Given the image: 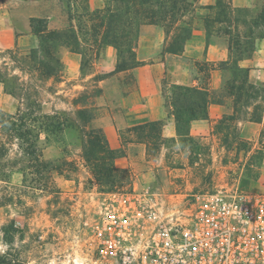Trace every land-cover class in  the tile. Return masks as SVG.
<instances>
[{
  "label": "rangeland",
  "instance_id": "1",
  "mask_svg": "<svg viewBox=\"0 0 264 264\" xmlns=\"http://www.w3.org/2000/svg\"><path fill=\"white\" fill-rule=\"evenodd\" d=\"M37 1L35 7L22 8V0H0V77L5 80L16 111L23 108L22 91L18 87L22 83L34 87L41 81L22 72V56L28 55L32 48L25 37L16 39L12 45L13 34L17 37L32 33L27 30L31 17L44 18L49 29L76 28L78 23L70 19L69 11L74 6L77 10L95 8L93 0H76L74 5L71 0ZM255 3L251 13L264 6V0ZM56 22H60L59 28L55 27ZM222 37L210 39L222 40ZM6 45L10 47L2 48ZM108 46L99 48L94 59L88 55L82 68L80 54L59 46L60 71L55 79L44 82L52 94L41 98L42 110L54 109L60 115L74 118L78 108L86 107L93 114L89 126L99 128L95 124L102 117L115 123L114 118L127 109L124 102L138 101L136 92L140 93V89L132 73L113 80L107 96L98 87V79L116 71V68L109 71L103 62L112 54ZM7 48H14L11 55L4 53ZM69 52L77 54L76 57H69ZM228 76L225 74V78ZM162 81L167 83L165 76ZM130 127L118 129V139L128 137ZM261 131L255 139L247 138L244 131L241 133L239 138L249 142L247 150L236 147L239 139L231 137L228 140L234 146L226 149L218 133L209 141L194 137L191 143L184 138L167 141L165 146L150 152H145L141 144L127 145L128 156L117 165L131 171L130 185L111 192L100 189L86 166L82 156L85 137L80 128H65L60 140L54 143H45L41 138L44 158L54 161L59 168L52 173V188L46 191L24 187L20 171H13L9 177L0 172V246H7L0 254V264H73V259L77 264H93L97 257L94 244L98 240V227L141 224L147 221L151 211L161 217L162 213L186 211L195 193L232 185L263 190L264 168L258 157L264 141ZM19 152L13 144L7 156L18 157ZM7 156L0 162L6 161ZM258 180L254 185L253 181Z\"/></svg>",
  "mask_w": 264,
  "mask_h": 264
},
{
  "label": "trees",
  "instance_id": "2",
  "mask_svg": "<svg viewBox=\"0 0 264 264\" xmlns=\"http://www.w3.org/2000/svg\"><path fill=\"white\" fill-rule=\"evenodd\" d=\"M197 1L105 0L100 8L81 7L77 10L74 6L69 17L78 24L76 28L70 26L65 30L49 29L44 18L31 17V32L39 41L28 55L22 56V72L30 77L36 76L41 83L34 87L22 83L18 87L22 91V109L15 113L0 110V159L8 155L13 144L20 151L18 157L7 156L6 161L0 162V172L9 177L13 171H20L24 187L49 190L53 187L52 173L59 168L54 161L44 158V146L39 141L43 138L48 144L57 142L65 128L77 126L85 137L83 159L100 189L104 192L126 189L130 185L131 171L119 167L116 161L128 156L127 145L141 144L145 152H150L167 141L177 142L180 138L191 143L190 124L193 120L208 118V104L212 100L225 103L232 109L214 126V131L221 134L225 148H233V143L228 140L231 137L239 139L236 147L247 150L249 142L239 138L243 133L239 121L248 115L250 120L262 122L264 87L249 81L248 69L239 66L238 60L250 56L255 39L264 37V6L251 13L246 7H232L230 0H216L214 4L203 7ZM71 2L73 5L77 3L76 0ZM200 8L206 10L202 18L206 39L223 36L226 41L229 59L217 63V67L229 76L224 79L221 90L211 95L207 80L214 66L203 62L197 67L203 74L205 86L170 85L165 101L173 117L178 140L164 138L161 135L163 120H155L131 126L127 130L129 136L121 140L119 147L113 148L101 128L89 126L93 114L86 107L78 108L74 118L60 115L54 109L50 112L42 110L41 98L44 94H52L44 82L55 79L60 71L59 46L69 47L72 52L80 54L82 68L88 55L94 59L98 57L99 48L109 45L116 50V71L131 69L139 65L135 47L142 24H157L171 33V41L165 51L180 54L192 35ZM13 49L7 48L4 53L11 55ZM0 82L11 94L3 77H0ZM261 133L264 137V121ZM258 153L262 159L264 141Z\"/></svg>",
  "mask_w": 264,
  "mask_h": 264
},
{
  "label": "crops",
  "instance_id": "3",
  "mask_svg": "<svg viewBox=\"0 0 264 264\" xmlns=\"http://www.w3.org/2000/svg\"><path fill=\"white\" fill-rule=\"evenodd\" d=\"M93 7L99 8L103 5V0H93ZM216 0H198L197 4L200 7L214 4ZM234 8L246 7L249 9L255 8L256 0H230ZM37 0H22V8L30 5L35 7ZM39 7V6H38ZM206 10L200 8L197 11V18L194 24L192 35L184 43L183 50L180 54H173L165 51L166 46L171 40V33H167L164 28L157 24H142L140 26L139 35L136 41L135 53L139 65L131 69L114 71L116 64V52L113 47L108 46L107 49L112 51V54L106 59H103L104 64L109 71L113 72L107 77L98 79V87L103 88L105 96H107V88L117 80V77L132 73L136 75V82L140 93L136 92L139 97L138 101L124 102L123 107L127 108L125 113L120 114L117 118L112 119L102 117L100 122H96L95 126L101 128L108 138L111 147H119L121 139H118V129L124 126H134L137 124L163 120L161 135L166 139L175 138L178 140L175 124L169 109L166 106L165 97L169 91L171 84H181L187 86L203 87V74L198 69L197 65L208 62L214 68L210 70V76L207 80V87L211 95L218 93L224 83L225 75L218 69L217 63L227 61L229 59V51L224 39L222 40H207L206 33L203 28L202 18ZM55 27L61 26L60 22H56ZM27 30L31 31L29 25ZM12 45L16 39L19 41L25 37L29 40L31 48H35L38 43V38L35 34H22L16 37L13 34ZM10 47V45L2 46V48ZM77 54L69 52V57H76ZM238 65L248 69L249 81L253 84L264 87V37L255 39L254 49L250 56L238 60ZM166 77V84L162 78ZM166 86V89L163 86ZM110 95V94H109ZM103 97V96H100ZM13 98L4 90L3 84L0 82V110L15 113L16 107L13 103ZM104 101V100H103ZM105 102V101H104ZM117 106V104L110 102ZM120 105V104H119ZM232 109L225 103H219L215 100L208 104V118L193 120L190 124V135L196 139L209 141L216 136L214 126L220 117L224 114H229ZM264 121V101H263V116L262 122H254L249 119L248 115L244 116L239 121V126L244 131L247 138H258L261 127ZM117 129H116V127ZM110 136V137H109ZM165 145H162L163 147ZM160 147V148H161ZM119 158L116 164L121 159ZM262 167L264 168V155L262 158ZM258 181H253L256 185ZM264 187L263 185L261 186Z\"/></svg>",
  "mask_w": 264,
  "mask_h": 264
},
{
  "label": "built area",
  "instance_id": "4",
  "mask_svg": "<svg viewBox=\"0 0 264 264\" xmlns=\"http://www.w3.org/2000/svg\"><path fill=\"white\" fill-rule=\"evenodd\" d=\"M262 189L195 193L186 211L98 227L93 264H264Z\"/></svg>",
  "mask_w": 264,
  "mask_h": 264
},
{
  "label": "clouds",
  "instance_id": "5",
  "mask_svg": "<svg viewBox=\"0 0 264 264\" xmlns=\"http://www.w3.org/2000/svg\"><path fill=\"white\" fill-rule=\"evenodd\" d=\"M6 245L5 246H0V254H2L6 250Z\"/></svg>",
  "mask_w": 264,
  "mask_h": 264
}]
</instances>
